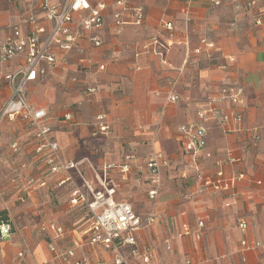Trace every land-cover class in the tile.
<instances>
[{
    "label": "crops",
    "instance_id": "0c3cea01",
    "mask_svg": "<svg viewBox=\"0 0 264 264\" xmlns=\"http://www.w3.org/2000/svg\"><path fill=\"white\" fill-rule=\"evenodd\" d=\"M99 1L89 3L94 7ZM222 1L214 8L208 0H126L131 7H143L141 25L129 24L116 33L108 9L105 26L96 33L99 48L90 46L83 33L64 64L44 65L45 74L25 89L28 103L46 111L62 161L88 160L89 165L79 167L84 180L99 189L95 171L117 186L115 201L130 204L140 215L150 206L146 162L154 152L165 156L158 219L136 234L138 251L152 255L151 264H264V0L240 11L234 10L232 0ZM32 5V0H0V39L10 35V27L23 35L28 32L25 13ZM185 12L191 18L187 29ZM257 12L262 14L259 26ZM83 15L74 14L73 20ZM35 18L38 26L49 29L41 11ZM162 21L172 23V31L161 29ZM203 38L211 48L200 44ZM148 44L149 49L144 48ZM57 55L61 58L64 52L58 50ZM22 65V57L0 61V109L10 93L3 78ZM61 84L65 98L59 94ZM222 85L244 90V105L236 107L244 120L239 126L229 121L207 127L205 149L212 157L198 161L200 172L212 173L213 162L230 153L240 159L233 171L246 179L233 197L203 192L188 199L196 179L183 155L181 128L196 124V110L205 108ZM169 95L178 100L168 103ZM214 107L218 112L231 109L227 103ZM102 115L108 130L100 133L95 118ZM33 133L20 119L0 122V212L8 215L11 230L0 239V264H112L110 251L87 242L88 213L70 204L80 178L75 171L52 174ZM253 135L258 140L253 141ZM227 200L232 203L228 208L223 206ZM239 218L247 222V240L263 246L241 249ZM198 221L204 228L196 239L192 233ZM48 222L63 229L60 239L44 229ZM52 245L55 252L50 251ZM130 250L122 249L129 264H140ZM66 251L73 256L61 257Z\"/></svg>",
    "mask_w": 264,
    "mask_h": 264
},
{
    "label": "built area",
    "instance_id": "2783aa9c",
    "mask_svg": "<svg viewBox=\"0 0 264 264\" xmlns=\"http://www.w3.org/2000/svg\"><path fill=\"white\" fill-rule=\"evenodd\" d=\"M19 2L20 0H8ZM200 0H186L189 4ZM214 8L222 4V0H208ZM234 10H251L257 5L256 0H232ZM33 5L25 13L26 22L30 29L23 35L18 29L10 27V35L5 39H0V61L6 62L13 57H22L23 65L11 73L4 76L3 80L9 87V98L0 109V122L3 119L10 121L20 119L33 129L35 140L38 141L41 148L45 149L44 164L52 174L64 173L68 176L71 171H75L80 178L81 185L74 184L70 194L71 206H81L90 217L87 230V242L91 247H100L103 250L111 252L112 264H129L127 258L123 255L122 249L130 247L131 256L140 258V264H151L152 255L149 253H139L137 248L136 234L148 227L156 220V206L159 198V192L162 186L161 171L167 164L163 154L152 153L147 162V178L149 189L146 193L150 202L149 210L145 215H140L134 211L130 204L126 202L115 201L117 186L112 182H107L99 178L94 171L95 178L99 183V189L92 188L87 183L79 168L82 164L89 165L88 160L74 162H63L57 143L51 139L52 128L49 125V118L45 110L32 107L25 95L27 84L36 80L37 76L45 74V66L56 68L66 61L67 54L70 53L75 42L87 35V40L93 48H99L101 40L97 32L105 26L104 13L110 9L111 19L113 20V29L119 32L124 26H139L144 20V10L141 6L131 7L126 0H103L96 6H92L89 0H32ZM41 11L45 21L49 25L46 30L42 25L38 26L35 14ZM83 17L78 21L73 20V15L83 13ZM255 25H261V13H255ZM184 27L187 29L191 18L188 13H184ZM161 29L172 31L173 25L170 22L162 21ZM202 46L211 48L205 38L200 41ZM150 45L144 48L149 49ZM63 51L64 55L60 58L57 52ZM104 67L100 66L99 70ZM95 90H88L93 93ZM178 97L169 95L166 98L168 103H175ZM220 103L231 105V109L224 112H218L214 106ZM244 90L236 85H222L219 87L215 98L206 100V107L199 108L195 112L196 124L191 123L181 128L184 135L183 155L187 157L190 169L195 171L196 190L187 195L186 198L192 199L194 195L203 192H210L217 195L233 197L236 187L244 181L245 174L235 172L234 167L240 162L239 158L233 157L227 153L222 160H215L214 171L208 175L200 172L199 160H211V153L205 149L206 131L209 125H225L229 121L241 125L243 116L238 111L239 106L244 104ZM103 115L97 116L95 121L99 123L100 133L106 132L108 127L102 122ZM252 140H258V136L253 135ZM123 172H128L126 165L120 166ZM226 168L228 170H226ZM227 171V172H226ZM182 176H186L185 172ZM32 180L29 181V183ZM41 187L46 184L40 183ZM232 203L225 201L223 206L228 208ZM197 228L192 233L193 237L199 239L204 224L200 221ZM247 222L243 218L237 220V229L241 234L240 247L242 250H255L262 245L261 242L250 243L247 240ZM48 231L55 233V238L60 239L63 235V229L56 227L52 223H46ZM188 234V230H185ZM11 235L8 223L0 224V239ZM50 251L55 252V246L52 245ZM21 253L18 257H21ZM61 257H72L71 251L63 252ZM75 264H79L78 262ZM96 264H106L97 262ZM189 264V263H187Z\"/></svg>",
    "mask_w": 264,
    "mask_h": 264
},
{
    "label": "rangeland",
    "instance_id": "374dc122",
    "mask_svg": "<svg viewBox=\"0 0 264 264\" xmlns=\"http://www.w3.org/2000/svg\"><path fill=\"white\" fill-rule=\"evenodd\" d=\"M62 86L60 87V91H59V94L63 97V98H65V84H61ZM51 94H52V92H51ZM49 98L50 99H52V95H50V92H49ZM66 109H71V106H69V105H67L66 106ZM183 187H184V185H183ZM158 219V215H157V217H156V220ZM161 234H163L162 232H161Z\"/></svg>",
    "mask_w": 264,
    "mask_h": 264
},
{
    "label": "trees",
    "instance_id": "16d2710c",
    "mask_svg": "<svg viewBox=\"0 0 264 264\" xmlns=\"http://www.w3.org/2000/svg\"><path fill=\"white\" fill-rule=\"evenodd\" d=\"M8 215H6L5 211L0 212V224L2 223H8Z\"/></svg>",
    "mask_w": 264,
    "mask_h": 264
}]
</instances>
